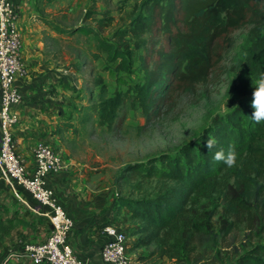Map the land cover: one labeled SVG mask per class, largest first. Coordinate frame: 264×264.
<instances>
[{"label": "trees", "instance_id": "trees-1", "mask_svg": "<svg viewBox=\"0 0 264 264\" xmlns=\"http://www.w3.org/2000/svg\"><path fill=\"white\" fill-rule=\"evenodd\" d=\"M92 13L87 10L84 18ZM95 20L102 27L103 17ZM46 23L60 34H92L106 57L117 60V71L129 69L133 51L142 52L138 55L142 81L125 91L109 95L102 76H93L96 99L84 106L79 122L91 116L96 125L107 129L122 122L119 110L126 103L138 107L148 120L175 93L207 81L221 52L232 46V32L248 27L250 44L234 85L246 97L225 115L215 116L196 144L183 145L174 155L161 154L144 164L129 163L127 175L121 176L124 182L132 177L155 179L156 190L144 197L122 198L120 204L136 223L130 247L152 246L148 258L167 257L175 263L194 250L197 234L209 231L214 211L207 209L206 201L218 191L224 195L223 233L234 224L227 217L250 212L255 179H264V121L251 117L252 92L264 74V0H136L126 25L112 34L117 44L102 38L93 26ZM209 138L216 141L211 150L205 144ZM229 146L236 151L231 167L213 159L215 151H227ZM257 188H264V183ZM7 223L0 221V235L7 233L9 228L3 225ZM231 264H264V243L252 246Z\"/></svg>", "mask_w": 264, "mask_h": 264}, {"label": "rangeland", "instance_id": "rangeland-1", "mask_svg": "<svg viewBox=\"0 0 264 264\" xmlns=\"http://www.w3.org/2000/svg\"><path fill=\"white\" fill-rule=\"evenodd\" d=\"M135 1L56 0L55 10L47 12L45 19L64 27H96L102 38L117 44L112 34L126 25L128 13ZM87 10H92L93 13L86 19L84 15ZM99 17H103L102 27L95 22ZM248 33V27L232 32V46L221 52V58L207 81L175 93L148 120L138 107L126 103L119 110L122 122L111 129L96 125L91 116L84 122H79L80 116L86 111L84 106L96 99L98 87L91 82L93 76H102L109 95L114 91H125L142 81L138 60V55L142 52L133 51L129 69L117 71L114 69L117 60L111 61L106 57V52L99 48L92 34H62L56 42V47L63 51L60 60L73 73L74 82L72 85L67 83L66 86L72 91L71 95L75 100L67 104L70 114L66 118L67 122L60 125L59 139L69 157L92 167L93 191L97 197V210L94 214L99 217L107 215L99 224L114 221L125 232L131 264H231L252 246L264 243V188H257L263 185V178L255 179L250 212L235 219L227 217L228 222H234L227 233H223L221 229L222 219H225L223 193L218 191L212 199L206 201L207 209L214 211L209 231L196 235L192 243L194 250L178 263L167 257L148 258L152 246L139 249L130 247L135 239L130 233L136 223L129 219L127 208L120 204L122 198L144 197L152 195L156 190L155 179L139 180L138 177H132L130 182H124L121 176L127 175L125 168L129 163L144 164L161 154L174 155L183 145L196 144L201 135L212 126L215 116L225 115L246 97L245 94L237 93L234 85L237 83L236 70L243 64L250 44ZM53 145L61 153V148L56 143ZM157 163L159 164L158 161ZM5 209L12 213L15 211L16 215L18 213L13 205ZM19 219L21 221L16 222L12 217L7 224H3L9 228L7 235L12 232L21 237V224L24 220ZM141 255L145 258H139ZM20 264L29 263L22 261Z\"/></svg>", "mask_w": 264, "mask_h": 264}, {"label": "crops", "instance_id": "crops-1", "mask_svg": "<svg viewBox=\"0 0 264 264\" xmlns=\"http://www.w3.org/2000/svg\"><path fill=\"white\" fill-rule=\"evenodd\" d=\"M10 1L15 6L21 33L22 60L27 71L17 81L21 99L12 109L18 117L12 130L16 150L27 167L32 168V148L37 141H50L61 148L67 168L48 174L46 184L73 220L68 244L86 264H106L99 255L106 239L99 222L107 215L99 217L94 214L97 197L93 191L92 167L69 157L59 139L60 125L67 122L70 114L67 104L75 100L66 86L74 82L72 70L60 60L63 51L56 47V42L63 35L45 24L44 20L47 12L55 10L56 0ZM8 204L13 205L16 211L18 209L17 215L15 211H6ZM45 210L21 185L0 170V221L7 223L12 217L16 222L21 221L19 218L24 220L21 237L12 232L0 235V262L9 252L21 250L24 244L41 242L46 238L50 228ZM20 263L22 261L17 264Z\"/></svg>", "mask_w": 264, "mask_h": 264}, {"label": "built area", "instance_id": "built-area-1", "mask_svg": "<svg viewBox=\"0 0 264 264\" xmlns=\"http://www.w3.org/2000/svg\"><path fill=\"white\" fill-rule=\"evenodd\" d=\"M21 33L17 26L15 6L0 0V170L21 185L39 206L45 207L48 235L37 243H26L19 251L9 252L0 264L26 261L29 264H86L68 244L73 220L46 184L48 174L66 170L67 164L50 141H37L33 148L34 166L28 168L16 150L13 127L17 115L13 107L20 102L17 85L26 75L22 60ZM101 230L106 239L99 255L106 264H131L125 232L114 221H103Z\"/></svg>", "mask_w": 264, "mask_h": 264}, {"label": "clouds", "instance_id": "clouds-1", "mask_svg": "<svg viewBox=\"0 0 264 264\" xmlns=\"http://www.w3.org/2000/svg\"><path fill=\"white\" fill-rule=\"evenodd\" d=\"M252 107L254 109L251 117L256 122L264 121V74H262L255 84L252 92ZM216 141L214 138L206 140L205 144L208 150H211ZM213 159L223 161L227 166L231 167L236 163V151L234 146H229L228 150H217L213 154Z\"/></svg>", "mask_w": 264, "mask_h": 264}]
</instances>
